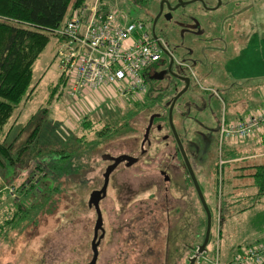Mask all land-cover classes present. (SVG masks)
<instances>
[{"label":"rangeland","instance_id":"1","mask_svg":"<svg viewBox=\"0 0 264 264\" xmlns=\"http://www.w3.org/2000/svg\"><path fill=\"white\" fill-rule=\"evenodd\" d=\"M110 2L129 20H147L145 9L132 0ZM247 4L251 5L250 10L229 20L231 23L234 20L237 29L236 36L231 34L228 38V42L235 41L233 49L229 43L217 59L208 45L203 52L200 47L191 46L194 52L188 54L186 49L176 47L174 34L156 28V35L166 39L169 49L162 53L159 64L147 69L151 77L148 88L153 90L147 98L155 106L152 110L138 111L130 118H127L128 112L135 110L137 100H121L116 94L84 102L91 110H80L64 92L61 94L60 90L57 94L59 88L48 100L50 88L60 75L56 58L60 43L50 36L34 64L30 96L14 110L0 135V264H86L90 261L96 212L88 205V199L103 184L107 161L102 155L139 154L148 118L163 108L168 116L170 105H164L159 95L166 94L172 100L176 89L183 85L174 74L191 79V86L178 97L172 109V122L211 214L209 243L195 264H215L216 250L217 264H232L236 253L256 239H264V191L258 194L264 186L246 184L250 181L249 174L256 172L255 166L264 163V157L256 156L264 152V142L259 141L261 136L221 145L218 141L222 118L229 122L264 106L260 105L259 97L264 83L258 85L264 82V0ZM171 54L174 61L169 70ZM254 83L256 88L252 86ZM249 86L251 90L254 88L251 96L255 99L249 101L246 95L242 107L246 105L248 110L254 103L260 106L239 115L233 114L228 105L226 112L223 102H227L230 92ZM238 93L235 98L243 92ZM47 103L49 110H43ZM86 119L91 120V126L83 130L81 123ZM110 127L116 131L107 138L99 137L93 150L87 147L81 157L85 167L71 179L60 180L59 192L44 208L33 209L31 218L21 219L16 215L20 206L26 209L34 206L41 195L36 191L24 194L26 187L36 184L41 190L51 185L40 177V171L31 172L35 158L41 159L39 154L77 149L74 134L94 140L97 131ZM201 133L203 138L199 137ZM164 134H168L165 124L160 130L153 127L151 147L145 157L129 167L120 164L110 174L106 195L99 206L106 232L119 234V239L107 242L110 245L106 250L108 244L104 245L97 264H142L141 261L163 264L166 254L172 264H188L202 244L207 223L205 209L177 155L174 141L169 137L165 139L167 142L160 140ZM188 141L193 144L191 147ZM226 144L244 157H222L221 149ZM233 173L242 175L243 180L238 182L245 185V192L230 187L236 177L228 175ZM140 232L145 234V259L137 241ZM133 235L134 240L125 242Z\"/></svg>","mask_w":264,"mask_h":264},{"label":"built area","instance_id":"2","mask_svg":"<svg viewBox=\"0 0 264 264\" xmlns=\"http://www.w3.org/2000/svg\"><path fill=\"white\" fill-rule=\"evenodd\" d=\"M49 32L60 43L56 58L63 79L61 94L64 92L80 110L87 108L84 102L111 94L121 100L143 99L147 92L145 71L167 50L149 25L129 20L109 0L74 8L60 27ZM219 123V145L251 138L264 128V106L229 122L222 118ZM215 254L217 264V250ZM231 262L264 264V239L236 253Z\"/></svg>","mask_w":264,"mask_h":264},{"label":"trees","instance_id":"3","mask_svg":"<svg viewBox=\"0 0 264 264\" xmlns=\"http://www.w3.org/2000/svg\"><path fill=\"white\" fill-rule=\"evenodd\" d=\"M84 1L85 0H0V135L5 130L4 128L12 117L14 110L24 99L29 97L32 92L34 64L50 41L51 34L49 31L60 27L69 9L78 7L84 3ZM132 1L138 4L142 0ZM134 20L144 21L142 19ZM216 49H218V47ZM216 49H214V51ZM157 63L158 62H155L152 65ZM148 75L147 78H145L146 83L149 78H151ZM62 84L63 79L59 76L57 82L50 88L48 100L53 97ZM152 92L153 90L148 88L147 83V92L143 99L135 102V110L128 112L127 118H130L138 111L142 112L147 109H153L155 106L154 101H149L147 98ZM159 97L161 101L165 102L164 105L167 107L170 105L172 100L168 98V95L163 94L159 95ZM219 97L221 98V96ZM161 111V113L165 115V118H167V113L164 111V108ZM81 124L83 130L89 129L91 120L86 119ZM35 130H37V128ZM115 131L116 130L112 127L99 130L96 132L97 137H95L94 140L85 139L83 137L85 135L78 137L74 134V142L78 144L77 149H71L70 151L51 150L46 152V154H39L41 159H39V157L35 158L37 160L34 161L35 166L31 172L34 174L35 171H40V173H42L40 177H42V179L45 178L52 186L40 188L41 190H39V187H36V184L26 187V192L24 194H28L27 192L29 191H36L40 192L41 195L37 201L38 203H35L34 206L27 209L24 206H20L16 215H20L21 219L31 218L33 209L37 210L44 208V206L50 202L52 196L59 192L60 180L71 179L75 173L85 167V164L81 162V157L86 154L85 152L88 148L91 147V150H93L101 138H107ZM36 132H33V134L35 135ZM81 146H83L82 149H80ZM224 146L225 149L223 147L221 152L222 157H225V159H236L241 157L239 153L234 151V147H227V144ZM92 153L91 151L89 155L92 156ZM255 167L256 172L253 175L255 178L254 180L256 183L264 186V163L258 164ZM189 180L192 182L190 177ZM263 191L264 190H260L258 194L263 193Z\"/></svg>","mask_w":264,"mask_h":264},{"label":"flooded vegetation","instance_id":"4","mask_svg":"<svg viewBox=\"0 0 264 264\" xmlns=\"http://www.w3.org/2000/svg\"><path fill=\"white\" fill-rule=\"evenodd\" d=\"M250 1H253V0H142L140 3H138V5H140L141 7L145 9L147 20L143 22L149 25L151 32L154 36L159 37L155 33L156 28H159L165 31H170L172 34L176 36L175 37L176 47H182L186 49V52L188 54H192L194 51L191 48V46H195V47L198 46L200 47V51L203 52L204 48H206L208 45L213 50L212 52L217 59V56L219 54H222L223 49L226 46H229L230 44L232 46L233 44H235V41H233L232 43L228 42L229 36L232 34V37H235L237 33L236 26L233 25L234 20L232 21V23L229 20L233 19L236 16H240L242 13H244V11L246 12L250 10L251 5L247 4ZM160 38L164 40L166 48L168 50L169 48H168L166 39L164 37H160ZM217 47L218 49H216ZM214 49H216L217 52L216 50L214 52ZM171 58L174 61V57L172 56V54H171ZM161 59L162 58H160L157 64H159V62L162 61ZM231 59H233V57ZM147 75L148 73L146 71L145 78H147ZM183 77H188V76L184 75ZM184 86H185V82H183V85L181 86L180 89H176V94L181 89H183ZM190 86H191V79H190L187 90L189 89ZM189 104L190 103H188V106ZM161 112H162L161 110H158L153 113V114H156L157 116L153 118L151 129L148 134V139H146L143 142V139H144V134H143V137L140 141L139 154L137 156L135 155H131V156L138 157L141 155L142 151L144 150L145 151L144 154L141 157H139L138 161L144 158L145 154L148 152V149L151 147V140H150L151 130L153 129V127L156 130L163 129L164 124H165V126H167V129H168V134H164L160 138V140L163 142L166 139V137H167V140L169 137V140H171L172 142L174 141L173 143H174L177 155L181 159L185 172L188 174V171L185 167L182 155L179 151V148L177 146L172 130L167 123L169 121L167 118H165V115ZM195 121H198V120H195ZM144 133H145V130H144ZM202 134L203 133L199 134L200 138L204 137V135L202 136ZM179 139L181 142L180 137ZM167 140L165 141L167 142ZM187 143L189 147H191L190 145H193L190 141H188ZM181 144L183 146L182 142ZM183 149H184V146H183ZM106 161H107V166H108L111 163V161L109 160H106ZM120 164H123L125 167H129V166H126V162H121ZM161 174L164 176V181H167L166 176L163 171H161ZM101 201L102 199L100 200V202ZM102 228H103V231L98 230L96 240H95L97 242V259H96L95 264H97L99 255L101 254V251L104 249V245L108 244L105 247V250H106V248L110 245L107 242L111 240L117 241L119 239V234H116V233L111 234L109 232H106V229L104 227V222L102 223ZM93 237H94V228H93L92 239L90 241L91 258L93 255V251H92ZM134 239H135L134 235L129 236L128 239H125L126 240L125 242L131 241ZM123 240L124 239H122V241ZM137 241H138L139 247L140 246L142 247V248H139V250L141 251L140 254L143 255V258L145 259L146 249L144 247H145L146 241H145V234L143 232H140L137 234ZM169 257H171V255H169ZM89 262L90 261H88L86 264H88ZM141 262L142 264H144V261H141ZM163 264H172L171 261L168 262L167 254L165 255V263Z\"/></svg>","mask_w":264,"mask_h":264},{"label":"water","instance_id":"5","mask_svg":"<svg viewBox=\"0 0 264 264\" xmlns=\"http://www.w3.org/2000/svg\"><path fill=\"white\" fill-rule=\"evenodd\" d=\"M173 63V59L171 58L170 60V63H169V67L168 69L170 70L171 68V65ZM174 76L180 80H182L183 82H185V86L183 89H181L175 96L174 98L172 99L171 103H170V106H169V109H168V121H169V126L172 130V133L174 135V138L176 140V143H177V146L179 148V151L182 155V158H183V161H184V164H185V167L188 171V174L190 176V179L194 185V188L198 194V197L203 205V208L205 209V212H206V216H207V223H206V231H205V235H204V239H203V242L202 244H200L197 248V252H196V255L192 256L189 258V261H188V264H195L196 260L198 259V255L199 254H202L205 249H206V246L208 244V241H209V236H210V225H211V214H210V211L208 209V206L206 204V201L204 199V196L202 194V191L199 187V184H198V181L195 177V174H194V171H193V168L185 154V151L183 149V146L180 142V139L178 137V134L175 130V127L173 125V122H172V109L178 99V97L183 94L188 86H189V82H190V79L189 77H183V76H180V75H176L174 74ZM157 116L156 114H152L149 118V122H148V125L146 126L145 128V133H144V139H143V142L148 139V134H149V131L151 129V125H152V121H153V118ZM144 150L142 151L141 155L138 156V157H134V156H131V155H128V154H120V155H117V156H112V155H109V154H103L102 155V159L103 160H109L111 161V163L105 168V171L103 173V184L101 186L100 189H95L93 190L90 195H89V199H88V205L90 207H94L95 209V212H96V221H95V225H94V237H93V240H92V251H93V255H92V258L90 260V262L88 264H95L96 262V259H97V242L95 241L96 240V236H97V232L98 230H102L103 231V228H102V223H103V220H102V214H101V210H100V206H99V202L101 199H103L106 195V192H107V186H108V183H109V177H110V174L112 173V171L121 163V162H126V166H131L133 165L134 163H136L139 159V157H141L143 154H144Z\"/></svg>","mask_w":264,"mask_h":264},{"label":"crops","instance_id":"6","mask_svg":"<svg viewBox=\"0 0 264 264\" xmlns=\"http://www.w3.org/2000/svg\"><path fill=\"white\" fill-rule=\"evenodd\" d=\"M110 1V0H109ZM94 2V0H85L84 1V3H82L81 5H83V4H92ZM81 5H79V6H81ZM74 8H76V7H74ZM74 8H71V9H69V12H68V14L66 15V17H65V19L70 15V13L72 12V10L74 9ZM230 47H232L233 48V45L231 46L230 45ZM59 78V77H58ZM264 82H260L258 85H262ZM252 86H254L255 88H256V85H255V83H254V85H252ZM264 86V85H263ZM251 86H249V88H248V91H247V88L245 89V88H241V89H238L239 91H237V90H235V89H233L231 92H230V94H231V96L229 97V99L227 100V102H223V104H224V108H225V111L227 112V106L229 105L230 107H231V110L233 111V114H239V115H241L242 113H244L245 114V112L246 113H248L249 111H251V110H253V109H255L257 106H260V105H263L264 104V89H262V91L260 92L259 91V97L261 98V100H262V103H260V105H259V103H254L253 105H252V107H250V109L248 108V110H245L247 107H246V105L244 106V107H242V101H246V98H247V96L249 97V101L251 100V99H255V97H253V96H251V93H252V91L254 90V88H253V90H251L252 88H250ZM260 87V86H259ZM258 87V88H259ZM237 91V92H236ZM238 92H243L242 94H240V96L238 97V98H235V96L236 95H238L239 93ZM238 93V94H237ZM57 94H60V89H59V91H58V93ZM241 95H242V97H244V98H242L241 97ZM244 95V96H243ZM247 95V96H246ZM246 97V98H245ZM219 99L221 100V98L219 97ZM234 99V100H233ZM239 99H241V101H239ZM244 99V100H243ZM246 103V102H245ZM20 105V104H19ZM249 106H251V104L249 105ZM42 109L43 110H49V106H48V103H47V105H45V106H43L42 107ZM71 112H73V111H71ZM238 112V113H237ZM65 125V124H64ZM257 136L259 137V136H261L260 137V139H259V141L260 142H264V128H262V130L260 131V132H258V134L256 135V136H254V137H256L257 138ZM254 137H251L252 139L254 138ZM255 141V140H254ZM240 147H243V148H245L244 147V144H241L240 143ZM250 149H254V147H250ZM256 156L258 157H264V152L263 153H261V154H256ZM244 156H241V157H239V158H236V159H241V158H243ZM254 171H255V169H254ZM227 175V174H226ZM254 173H252V174H249V176L250 177H248V178H250V181L249 182H247L246 184H247V186H250V187H253V186H256V182H255V180H254ZM228 176H235L236 177V180L233 182V184H229L230 185V187H235V189H234V191L235 190H237V189H239V191L241 190V191H244L245 192V190H246V187H245V185H242V184H240L238 181H240V180H243L242 179V175L241 174H236V173H233V174H231V175H228ZM226 186H227V180H226ZM243 187H245L244 189H242ZM240 212V211H239ZM235 214V212H233L232 213V215H234ZM220 235V234H219ZM261 239V237L260 238H258V239H256L255 241H254V243H256V242H258V241H261L260 240ZM254 243H252V244H254Z\"/></svg>","mask_w":264,"mask_h":264}]
</instances>
